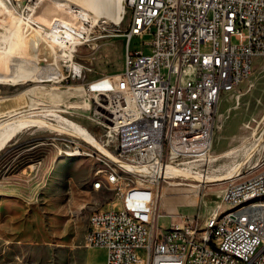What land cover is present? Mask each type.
<instances>
[{
    "label": "built area",
    "instance_id": "2783aa9c",
    "mask_svg": "<svg viewBox=\"0 0 264 264\" xmlns=\"http://www.w3.org/2000/svg\"><path fill=\"white\" fill-rule=\"evenodd\" d=\"M126 6L123 68L83 85L96 96L87 117L94 128L75 121L89 139L75 135L64 147L90 151L104 178L92 188L114 194L112 206L90 214L86 245L106 248L104 264H264V204L217 219L224 202L264 192V159L260 170L228 182L203 223L178 214L168 228L159 224L164 170L210 155L220 99L264 56V0H127ZM137 36L149 37L141 48L131 45ZM80 65L70 70L74 78L83 76ZM132 171L140 178L132 179ZM123 204L133 205V213L124 214Z\"/></svg>",
    "mask_w": 264,
    "mask_h": 264
},
{
    "label": "rangeland",
    "instance_id": "374dc122",
    "mask_svg": "<svg viewBox=\"0 0 264 264\" xmlns=\"http://www.w3.org/2000/svg\"><path fill=\"white\" fill-rule=\"evenodd\" d=\"M11 1L19 11H23L19 0ZM24 1L33 3L36 0ZM58 8L61 9L60 6ZM68 13L73 17L78 15L77 12ZM129 19L128 8L125 18L119 23L104 22L103 19L96 21L91 16L83 19L88 32L85 33V42L77 46L74 56L77 63L86 66L82 77L74 78L71 68L66 67L63 60L60 72L50 77H40L38 82L4 74L0 80V120L32 111L44 116L48 112L46 110L52 109L73 122L94 128V122L87 117L96 96L85 94L83 85L123 68L126 45L124 32ZM3 21L5 18L0 15V23ZM148 39V36L134 37L131 45L141 48L143 41ZM209 46V43H204L203 49ZM143 48L148 51V46L144 45ZM41 66L43 70L48 67L46 64ZM44 117L55 123H63L53 114ZM262 131L264 56H259L254 61L252 74L236 90L224 94L218 103L215 138L210 155L178 167L192 175L205 177L223 175L242 162L243 166L239 169L241 174L210 182L180 177L165 179L161 187V212L195 216L203 223L220 202L230 180L249 176L262 168ZM13 139L16 141L15 150L8 152L0 165L5 164L6 168L12 165L7 170L15 172L38 162L42 173L38 180L36 176L31 182L24 179L28 176L25 171L22 180L15 178L18 182L15 184L22 190V204L19 205L22 212L15 214L19 221H15L14 226L4 231L0 228V264H104L106 248L87 246L85 243L90 214L102 203L110 206L113 203V191L105 186L98 188H104V191H85L98 180L104 182V178L98 176L103 165H99L95 157L66 154V140L78 138L62 129L47 125L30 126L23 128ZM34 145L36 147H32ZM233 148L238 149L239 153L222 156L223 152ZM13 157L14 160H10ZM139 178L140 175L132 173V179ZM35 188L37 191L33 192ZM123 208L133 213L131 204H123ZM232 208L233 204L224 202L220 214ZM173 218L177 219L178 216L173 215ZM170 223V216L159 218V224L164 228H168Z\"/></svg>",
    "mask_w": 264,
    "mask_h": 264
},
{
    "label": "bare ground",
    "instance_id": "6f19581e",
    "mask_svg": "<svg viewBox=\"0 0 264 264\" xmlns=\"http://www.w3.org/2000/svg\"><path fill=\"white\" fill-rule=\"evenodd\" d=\"M18 4L23 9L22 12L13 5L11 0H0V15L5 18V21L0 23V80L4 74H10L15 78L38 82L40 77H50L60 72L64 62L66 67L80 68L81 65L74 60V56L77 46L85 42V33L88 32L83 19L91 16L96 21L103 19L104 22L119 23L123 21L127 13L126 0H36L33 3L19 0ZM68 12H77L78 15L73 17ZM61 60L64 62L62 63ZM43 64L48 65L46 70L42 69ZM46 111H48L46 114L58 116L63 123H55L56 121L53 122L44 117L46 114L41 116L36 113L37 111L20 113L0 120V151L23 128L30 126L47 125L89 139L86 131L77 123L52 109ZM262 132L261 137H264V131ZM95 145L106 155L114 158L112 153L100 143L96 142ZM237 150L229 149L223 152L222 156H230L238 152ZM64 152L71 156H90V151L85 150L67 149ZM241 165L242 162L234 165L225 174L217 176L192 175L174 164H169L164 173L165 179L180 177L184 180L210 182L239 176ZM99 171L103 172V168ZM132 173L140 175V171H132ZM103 183V180H98L93 185H103ZM198 186L197 184L196 187ZM263 204L264 192L248 195L233 203V208L229 211L223 214L218 211L217 219H227L228 216L241 217L246 209H254L255 206ZM123 211L124 214H132L127 208H123ZM178 214L179 212L163 213L161 209L159 211L160 217Z\"/></svg>",
    "mask_w": 264,
    "mask_h": 264
},
{
    "label": "crops",
    "instance_id": "0c3cea01",
    "mask_svg": "<svg viewBox=\"0 0 264 264\" xmlns=\"http://www.w3.org/2000/svg\"><path fill=\"white\" fill-rule=\"evenodd\" d=\"M15 147H16V141L13 139L6 145L5 148H3L0 151V163L3 162V160H5L4 157L6 154H8V152L15 150ZM32 147H36V146L34 145ZM32 147H29V149H31ZM10 160L13 161L14 157L10 158ZM11 166H7L6 168L5 164L0 165V228L2 229V231H4L6 228H10L14 226L13 224H15V221H19V218L16 217L15 214L22 212L21 208L19 207V205L22 204L20 200V193L22 190L18 185L15 184V183L18 184L15 178L18 180H22V178L24 177L23 172L25 171L28 173V176L24 179H27L28 182H31L35 179L36 176H38L37 177L38 180L42 173L40 171L41 166H39L38 162L30 163L25 167L17 169V171L15 172L8 171L9 169H11ZM90 189L94 190L93 188H89L87 190L85 189V191H89ZM101 190L104 191V188L98 191ZM32 191L36 192L37 189L35 188ZM73 200L74 199L72 197V201ZM109 207L110 204L102 203L100 207H98L97 209H107Z\"/></svg>",
    "mask_w": 264,
    "mask_h": 264
}]
</instances>
